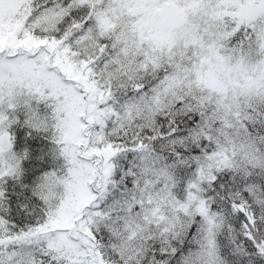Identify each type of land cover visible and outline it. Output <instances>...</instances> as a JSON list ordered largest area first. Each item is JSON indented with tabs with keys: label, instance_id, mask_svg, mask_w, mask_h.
<instances>
[{
	"label": "snow or ice",
	"instance_id": "1",
	"mask_svg": "<svg viewBox=\"0 0 264 264\" xmlns=\"http://www.w3.org/2000/svg\"><path fill=\"white\" fill-rule=\"evenodd\" d=\"M0 264H264V0H0Z\"/></svg>",
	"mask_w": 264,
	"mask_h": 264
}]
</instances>
